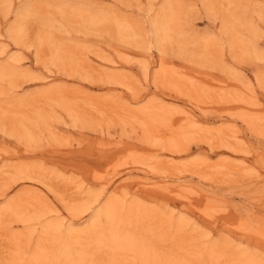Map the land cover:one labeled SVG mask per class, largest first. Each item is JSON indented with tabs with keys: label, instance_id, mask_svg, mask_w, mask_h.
<instances>
[{
	"label": "rangeland",
	"instance_id": "1",
	"mask_svg": "<svg viewBox=\"0 0 264 264\" xmlns=\"http://www.w3.org/2000/svg\"><path fill=\"white\" fill-rule=\"evenodd\" d=\"M0 264H264V0H0Z\"/></svg>",
	"mask_w": 264,
	"mask_h": 264
}]
</instances>
